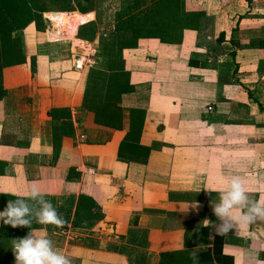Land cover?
Segmentation results:
<instances>
[{"label":"crops","instance_id":"0c3cea01","mask_svg":"<svg viewBox=\"0 0 264 264\" xmlns=\"http://www.w3.org/2000/svg\"><path fill=\"white\" fill-rule=\"evenodd\" d=\"M110 2L111 10L44 13L42 31L30 23L14 33L24 62L1 71L0 211L37 187L65 223L34 234L71 264H193V252L200 264L264 261V241L205 223L217 222L210 202L222 176H240L264 201V0H170L175 15L196 19L179 44L115 30L119 3ZM88 22L94 38L77 39ZM140 120L147 156L119 154L125 136L134 145L129 126ZM13 239L0 230V241Z\"/></svg>","mask_w":264,"mask_h":264},{"label":"trees","instance_id":"16d2710c","mask_svg":"<svg viewBox=\"0 0 264 264\" xmlns=\"http://www.w3.org/2000/svg\"><path fill=\"white\" fill-rule=\"evenodd\" d=\"M86 7L84 9L75 5V8L69 7L72 0H0V79L1 71L5 67L22 64L24 57L20 48L19 39L14 36V33L23 30L27 25L33 23L35 30L40 32L43 30L42 14L49 12H74L79 13L93 12L95 8L92 5V0H81ZM170 0H118L119 8L114 19V29H127L131 31L133 39H157L160 43L165 44H179L181 42V35L183 29H192L196 23V19L192 15L179 17L175 15L169 8ZM165 4H162L164 3ZM78 4V3H77ZM95 24L93 22L85 23L78 27L76 31V38L84 41H91L95 35ZM220 35L216 39L219 42ZM260 46V44H257ZM233 57V54H231ZM8 92L3 90L0 84V100ZM67 112V111H66ZM133 113V112H132ZM47 116L54 119V112L48 111ZM67 117L69 113L67 112ZM141 117V116H140ZM129 126L135 132L134 145L127 146L126 142L130 136H125L123 142L119 146V154L127 149L128 151L143 150L147 156L148 148L137 145L138 134L141 127V120L135 121ZM132 133V132H131ZM130 133V134H131ZM54 138V133H53ZM54 142V139H53ZM54 145V143H53ZM125 145V146H124ZM135 153V152H133ZM137 154V153H135ZM14 200V199H11ZM86 199L79 197L75 210V219H82L81 213L84 209ZM89 201L91 207L94 204ZM3 209H1L2 211ZM40 224L33 222L31 228L39 229ZM1 232L13 233L15 237H24L28 228H11L0 221ZM219 236L213 238V256L215 260L220 254V243L216 246L215 241ZM204 257H208V251L203 253ZM221 257V256H220ZM221 262H224L222 257ZM12 262V247L11 242L0 241V264H10ZM227 263V261H226Z\"/></svg>","mask_w":264,"mask_h":264},{"label":"clouds","instance_id":"9594fccd","mask_svg":"<svg viewBox=\"0 0 264 264\" xmlns=\"http://www.w3.org/2000/svg\"><path fill=\"white\" fill-rule=\"evenodd\" d=\"M221 183L223 188L218 193L217 201L210 202L217 222L205 220V223L212 225L218 235L243 230L264 241V235L260 231L264 229V201L249 196L240 176H222ZM0 221L13 229H29L24 237L11 241L14 264H71V260L56 247L51 238L35 235L36 230L31 228L33 222L55 227H61L65 223L57 208L44 198V194L37 187L29 189L27 198L9 200L0 211ZM253 225H257L255 230H252ZM190 259L193 264H200L199 256L195 252ZM256 264H264V261L257 260Z\"/></svg>","mask_w":264,"mask_h":264},{"label":"rangeland","instance_id":"374dc122","mask_svg":"<svg viewBox=\"0 0 264 264\" xmlns=\"http://www.w3.org/2000/svg\"><path fill=\"white\" fill-rule=\"evenodd\" d=\"M72 1L73 2L70 4L69 7L75 8V5H78V7L82 8V9H84L86 7V5L81 0H72ZM110 1L116 2V0H92V5L94 8H97V7H101L103 4L106 5L108 3L107 10H111V2ZM65 24L67 25V27H66L67 31L73 33L75 31L74 29L76 27L75 16H73V15L68 16ZM73 47L81 49L80 44H78V45L73 44ZM9 235L14 237L13 233H9Z\"/></svg>","mask_w":264,"mask_h":264},{"label":"built area","instance_id":"2783aa9c","mask_svg":"<svg viewBox=\"0 0 264 264\" xmlns=\"http://www.w3.org/2000/svg\"><path fill=\"white\" fill-rule=\"evenodd\" d=\"M82 62H84L83 57L77 56L76 58H74V66L73 67L75 69H81Z\"/></svg>","mask_w":264,"mask_h":264}]
</instances>
